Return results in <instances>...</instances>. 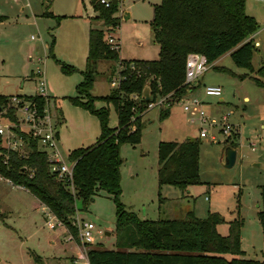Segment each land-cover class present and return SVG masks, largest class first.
Here are the masks:
<instances>
[{"label": "rangeland", "instance_id": "374dc122", "mask_svg": "<svg viewBox=\"0 0 264 264\" xmlns=\"http://www.w3.org/2000/svg\"><path fill=\"white\" fill-rule=\"evenodd\" d=\"M117 1L118 26L113 31H105V37L108 32L118 36V53L122 59H156L159 46L153 39L150 21L154 5L160 0ZM245 10L258 21V28L252 34L259 42L251 59L254 71L237 66L229 52H225L214 63H209L191 92L201 96L200 91L196 92L197 87L203 90L204 85L221 86L220 95L203 96L208 99L205 110L218 119L227 114V121L237 130L227 135L218 122L207 126L210 132L207 137H199V123L189 120L181 101L174 102L163 119L158 115L163 104L150 107L142 116L141 140L134 145L124 143L120 146L121 199L134 205L131 207L139 216L149 218L182 217L189 209L200 217L208 211L217 212L223 218L217 225L222 234L227 233V221L239 216L242 219L240 246L245 258L262 261L263 236L257 213L262 207L260 185L264 184V88L251 76L264 79L255 71L264 65V0H246ZM95 14L89 0H0V94L34 93L36 72H43L64 159L69 150L93 143L99 134L97 116L70 100L83 78L88 29L90 26L103 27L92 18ZM51 45L54 56L50 53ZM59 62L71 64L76 70L64 73ZM214 66H225L230 71ZM109 68L110 61L98 62L92 88L94 94H105L111 88ZM242 74L246 75L240 77ZM94 104L99 107L106 102L97 99ZM108 106V123L114 126L116 113L111 103ZM5 121L0 113V122ZM212 133L216 140L210 138ZM188 137L200 139V181L168 203H159L155 198L151 201L148 196L145 210H139L141 203L133 198V189L145 184L149 190L150 185L158 183V142L182 141ZM227 137L236 143L237 150L235 162L230 167L222 163ZM159 187L162 194L171 193L167 184ZM173 188L179 195L181 190ZM0 214V264H36L35 256L52 253L62 257L61 264H74L70 256L77 257L78 262L84 260L80 244L63 236L61 229L46 226L45 207L36 197L12 186L3 177H0ZM78 215L94 224L92 246L101 244L106 249L115 248V204L111 195L98 192L86 209L78 210ZM55 233L58 235L53 244ZM225 256L230 258V255ZM39 264L55 263L41 260Z\"/></svg>", "mask_w": 264, "mask_h": 264}, {"label": "trees", "instance_id": "16d2710c", "mask_svg": "<svg viewBox=\"0 0 264 264\" xmlns=\"http://www.w3.org/2000/svg\"><path fill=\"white\" fill-rule=\"evenodd\" d=\"M89 1L96 12L92 18L106 28L89 27L83 78L70 100L97 116L99 134L93 143L75 147L67 153V158L74 162L73 188L50 171L47 153L39 149L37 139L18 127L15 130L23 135L29 150L21 154L6 148L0 136V176L25 186L76 239L77 227L72 223L75 212L86 209L100 191L111 195L115 204V248L106 249L101 244L92 246V242H85L89 264H264V260L245 258L240 246L242 219L239 216L227 221V233L222 234L217 225L223 218L217 212L208 211L200 217L189 209L182 217H141L121 199L120 146L124 143L134 145L141 140L142 116L155 97L170 93L171 103L159 107L158 115L163 119L169 114L174 100L195 89L196 84L189 85L184 77L188 52L203 53L208 63L229 52L237 66L254 71L251 59L256 46L252 34L258 28V21L246 12V0H160L154 5L150 21L153 39L159 46L158 57L133 59L145 66L144 74L127 76L118 87L109 88L105 94L92 92L98 62L110 61L109 80L118 60H129L120 58L119 49L112 48L105 38V31H113L118 26L115 15L118 1L108 6L99 0ZM50 53L54 56L52 45ZM59 63L64 73L76 70L71 64ZM214 67L230 71L225 66ZM255 71L264 77V65ZM251 77L264 88V79ZM145 84L150 86L148 99L142 96ZM18 95L36 101L39 110L46 102L44 96L37 93ZM8 97L0 94L2 109L7 105ZM97 99L105 101L106 105L96 107ZM109 103L116 113L114 126L108 123ZM1 114L10 121H18L12 107ZM225 141V145L236 147L229 137ZM199 143L197 137L158 142L156 177L159 185L167 184L185 191L200 181ZM260 195L262 207L257 214L262 227L264 256V184L260 185ZM163 199L158 192V202ZM34 260L39 264L41 258L35 256Z\"/></svg>", "mask_w": 264, "mask_h": 264}, {"label": "built area", "instance_id": "2783aa9c", "mask_svg": "<svg viewBox=\"0 0 264 264\" xmlns=\"http://www.w3.org/2000/svg\"><path fill=\"white\" fill-rule=\"evenodd\" d=\"M99 1L104 3L106 6L110 5L111 3V0ZM105 38L110 43L112 48L119 49V41L117 37H114L110 32H108ZM208 66L209 63L207 62V59L203 53L194 51L188 52L185 59V82H187L189 85L195 84L198 76L202 74L208 68ZM144 67L145 66H141L135 60H129L125 62L119 59L116 70L110 75V87H118L120 82L131 74L136 76L143 75ZM35 81L36 86L34 93L44 96L46 100L44 107L42 110H39L36 101L28 100L18 94L9 95L7 105L3 109L1 108V112L7 110L8 107L14 108L18 121L14 122L5 118V122H0V136L2 139V144L6 148L17 150L19 153L25 154L29 150L27 145L28 143L24 139L23 135L15 130V127H18L22 131L30 134L32 137L37 139L39 149L47 153L50 171L55 173L57 177L63 178L66 180V182H69V186L73 188L71 178L74 162L70 161L67 158V155L64 159L59 148L58 132L53 119V113L50 109L49 97L46 93V81L41 70L36 72ZM203 91L205 94L219 95L221 93V87L211 84L204 85ZM191 92L192 91L183 95L179 99L174 100V102L181 101L183 109L189 115V120L191 122L198 121L199 137H207L210 133L207 126H214L218 122L221 125L222 132L227 135L237 130L232 123L227 121V114H222L220 119L208 114L204 107L206 104L205 100L201 96L192 95ZM135 96L136 95H133V97ZM170 103L171 97L170 93H168L165 95H158L148 103L147 107L149 109L150 107L156 105H168ZM210 138L212 140H216V137L213 133L210 135ZM251 145L252 149H254L253 142H251ZM5 179L12 185L27 189L23 185L14 184L8 178ZM72 223L77 227V237L83 246L85 242H92L94 240L93 222L84 220L78 215V211H76L72 219ZM45 224L48 228L63 226L61 220L47 207H45ZM68 234L69 238H74L69 231ZM83 255L84 260L78 262V264H89L86 249Z\"/></svg>", "mask_w": 264, "mask_h": 264}, {"label": "crops", "instance_id": "0c3cea01", "mask_svg": "<svg viewBox=\"0 0 264 264\" xmlns=\"http://www.w3.org/2000/svg\"><path fill=\"white\" fill-rule=\"evenodd\" d=\"M252 38H253V36H252ZM117 39H118V41H119V38H118V36H117ZM253 40H254V38H253ZM254 43H255V46H258V44H259V42H258V40H254ZM120 57V56H119ZM212 63H214V61L212 62ZM211 85H216V84H211ZM219 86V85H218ZM221 87V86H220ZM199 92L200 91V95H201V97L205 100V102L207 103L208 101H206V100H208V99H206V97L204 98L203 96L204 95H208V96H211L212 94H205L204 93V91L203 90H201V88H198L197 87V89H196V92ZM19 94H26V93H19ZM221 94V93H220ZM219 94V95H220ZM221 99V98H220ZM58 138H59V133H58ZM1 177V176H0ZM4 178V177H3ZM12 186H14V187H17V188H20V189H23V188H21V187H19V186H15V185H12ZM167 186H169V188H168V192H171V193H169V194H167V195H164V194H162V192H161V187H159V185H158V183L156 184V185H154V184H152V185H150V189L148 190V189H146V186H145V184H142V186H140V187H136V188H134L133 189V198H136L135 200L138 202V203H141L140 204V206H139V210H145V202H146V198L149 196L150 197V200L151 201H153V198H155V200H157L158 201V192L160 193V196H162V197H164V199L161 201V203H168V202H170L172 199H174V198H178L180 195H183V192L181 191L180 192V194L178 195V192L173 188L174 186H171V185H167ZM23 190H26V191H28L27 189H23ZM29 192V191H28ZM122 192H123V190H122ZM176 192H177V194H176ZM122 194V193H121ZM175 194V195H174ZM122 196V195H121ZM154 196V197H153ZM122 198V197H121ZM37 199V198H36ZM38 200V199H37ZM39 201V200H38ZM39 203H41L40 201H39ZM125 203V202H124ZM42 204V203H41ZM126 204V203H125ZM135 204V203H134ZM43 206H44V204H42ZM126 206H128L130 209H132L133 210V208L131 207V206H134V205H131V204H126ZM45 207V206H44ZM142 208V209H141ZM135 211V210H134ZM137 213V212H136ZM138 215H139V213H137ZM141 217H147V215H144V216H141ZM55 228H59V229H61V231H62V234H63V236H65L67 239H73V240H75L78 244H80V246L82 247L81 248V254H84V252H85V246H83V244L80 242V240L79 239H76V238H69L68 237V230L64 227V226H57V227H55ZM55 228H49V229H55ZM58 234H54V235H52V240H51V242L54 244V242H55V238H56V236H57ZM39 257L41 258V260H44L45 262H48V261H51L52 263H55V264H61L62 263V257H60V256H57V255H55L54 253H52V254H49V256H40L39 255ZM69 260H70V262H72V263H74V264H78V259H77V257H75V256H70V258H69Z\"/></svg>", "mask_w": 264, "mask_h": 264}, {"label": "water", "instance_id": "95a60500", "mask_svg": "<svg viewBox=\"0 0 264 264\" xmlns=\"http://www.w3.org/2000/svg\"><path fill=\"white\" fill-rule=\"evenodd\" d=\"M112 4H117V0H111ZM128 14L125 15L127 17ZM142 96L145 99H148L150 97V86L149 84H145L142 90ZM0 112H1V106H0ZM236 147L232 146L230 144H226L223 149L222 154V163L226 167H230L234 164L236 159Z\"/></svg>", "mask_w": 264, "mask_h": 264}]
</instances>
